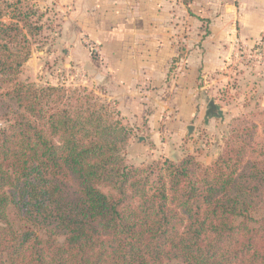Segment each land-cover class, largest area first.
Here are the masks:
<instances>
[{
    "label": "trees",
    "instance_id": "16d2710c",
    "mask_svg": "<svg viewBox=\"0 0 264 264\" xmlns=\"http://www.w3.org/2000/svg\"><path fill=\"white\" fill-rule=\"evenodd\" d=\"M24 1L10 23L0 12L2 264H264L256 126L236 122L210 166L193 156L129 165L132 132L110 104L20 80L41 27Z\"/></svg>",
    "mask_w": 264,
    "mask_h": 264
},
{
    "label": "crops",
    "instance_id": "0c3cea01",
    "mask_svg": "<svg viewBox=\"0 0 264 264\" xmlns=\"http://www.w3.org/2000/svg\"><path fill=\"white\" fill-rule=\"evenodd\" d=\"M33 3L42 21L52 23L51 43L66 46L70 61L106 85L122 117L141 120L146 108L168 110H155L148 124L177 129L197 114L201 74H217L244 46L264 41V0ZM140 137L138 142L147 140Z\"/></svg>",
    "mask_w": 264,
    "mask_h": 264
},
{
    "label": "rangeland",
    "instance_id": "374dc122",
    "mask_svg": "<svg viewBox=\"0 0 264 264\" xmlns=\"http://www.w3.org/2000/svg\"><path fill=\"white\" fill-rule=\"evenodd\" d=\"M24 2L28 5L25 7L34 12L33 0ZM16 4L17 0H0V12L6 15L3 21L12 22ZM32 14L30 23L34 27H41L33 32L35 37L32 39V55L21 71L20 80L39 86L86 88L97 95L100 103L110 104L118 112L122 123L132 132L126 150L129 165L147 167L161 164L165 160L178 162L184 157L193 156L203 165L210 166L217 161L225 148L236 122H239V125L256 126L255 140L264 143V58L259 61L247 57L251 52L257 56L255 51L261 47L258 44L264 41L254 46H244V55L241 57L240 49L234 61L220 65L217 74H201L198 78L200 91L196 95V103L199 105L195 110L197 114L188 126L177 129L179 126H166L162 121H159L160 125H154L153 122L152 125L148 124L146 117L155 113V110L165 114L168 110L149 107L145 109L146 113L142 115L141 120L136 116L130 119L122 117L119 103L110 99L106 85L98 82L93 75L90 77L82 65H75L70 61L65 56L66 46L51 43L52 23L42 21V16L37 12L33 16ZM90 54L94 56V53ZM212 101L219 109L217 117L207 116L209 103ZM6 126L7 123L0 120V129ZM189 126L194 127L191 135L188 132ZM180 129L181 133H178L177 130ZM140 136L146 137L147 140L138 142ZM157 146L159 152H156ZM165 150L168 153H164ZM11 220L17 227H24L27 223L26 217L14 212ZM3 260H6L5 257L0 256V264ZM168 264L185 263L175 260Z\"/></svg>",
    "mask_w": 264,
    "mask_h": 264
},
{
    "label": "water",
    "instance_id": "95a60500",
    "mask_svg": "<svg viewBox=\"0 0 264 264\" xmlns=\"http://www.w3.org/2000/svg\"><path fill=\"white\" fill-rule=\"evenodd\" d=\"M207 116H212V117H217L219 116V109H218V106L215 104V102H210L209 103V110L207 112ZM194 130V127L193 126H189L188 127V132H189V135L192 134Z\"/></svg>",
    "mask_w": 264,
    "mask_h": 264
},
{
    "label": "built area",
    "instance_id": "2783aa9c",
    "mask_svg": "<svg viewBox=\"0 0 264 264\" xmlns=\"http://www.w3.org/2000/svg\"><path fill=\"white\" fill-rule=\"evenodd\" d=\"M258 45L261 46L260 48H258V49L255 51V53H258V55L256 56V55L252 54V52H251V54H248L247 57L252 58V59H258L259 61H260L261 59L264 58V43H260V44H258ZM245 52H246V51H245ZM243 55H244V52L241 53V57H242Z\"/></svg>",
    "mask_w": 264,
    "mask_h": 264
}]
</instances>
